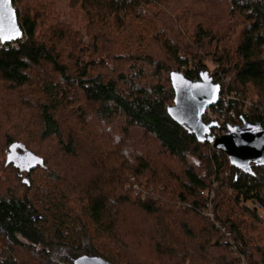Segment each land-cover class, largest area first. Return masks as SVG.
<instances>
[{"label": "trees", "instance_id": "obj_1", "mask_svg": "<svg viewBox=\"0 0 264 264\" xmlns=\"http://www.w3.org/2000/svg\"><path fill=\"white\" fill-rule=\"evenodd\" d=\"M12 2L0 264H264V167L232 168L167 113L181 73L220 86L224 126L264 127V0ZM12 149L42 166H7Z\"/></svg>", "mask_w": 264, "mask_h": 264}, {"label": "water", "instance_id": "obj_2", "mask_svg": "<svg viewBox=\"0 0 264 264\" xmlns=\"http://www.w3.org/2000/svg\"><path fill=\"white\" fill-rule=\"evenodd\" d=\"M23 39L16 10L12 0H0V42L2 45L16 44ZM174 90V105L167 111L177 125L195 136L200 144H208L212 149L226 156L232 168L249 174L250 166L264 167V127L248 121L229 127L225 136L214 138L211 133L217 125L204 123L205 112L219 103L221 88L210 78L192 81L187 76L176 73L171 78ZM7 166H13L22 174H29L42 161L30 153H19L12 149L7 157ZM73 264H109L100 258L81 257Z\"/></svg>", "mask_w": 264, "mask_h": 264}, {"label": "built area", "instance_id": "obj_3", "mask_svg": "<svg viewBox=\"0 0 264 264\" xmlns=\"http://www.w3.org/2000/svg\"><path fill=\"white\" fill-rule=\"evenodd\" d=\"M222 99H224V98H222ZM219 101H220V98H219ZM211 109L212 108L208 109L205 112V114L203 116V121H204V123L209 124V125H211V124L212 125H217V129L214 130L216 132V134L212 135V133H211V135L214 138H221V137L225 136V134L227 133L229 127L224 126V122L223 121H218L217 117L215 115H213V113L211 112ZM246 114H247V112H246ZM229 115H230V117L234 118V114L233 113H230ZM245 121H247V120H245ZM206 195H208V194L202 193V196H206ZM256 207L259 210L262 209V207L260 205H257ZM203 215L205 217H207L210 220V222L214 221V214H213V211H212V208H211L210 205H207L206 210H205Z\"/></svg>", "mask_w": 264, "mask_h": 264}, {"label": "rangeland", "instance_id": "obj_4", "mask_svg": "<svg viewBox=\"0 0 264 264\" xmlns=\"http://www.w3.org/2000/svg\"><path fill=\"white\" fill-rule=\"evenodd\" d=\"M44 1L46 2V1H48V0H44ZM67 3H69V0H60V6H61V8H62V9H61V8H60V9H61L62 11H64V10L66 9L65 7H66V4H67ZM87 16H88V15H87ZM68 17H69L70 20L73 21V19H74L75 16H74L73 14H71V15H69ZM88 21H89V20H87V24H88ZM74 23H75V22H74ZM78 23H80V21H77V24H78ZM108 23H109V22H108ZM74 28H75V29L79 28L78 30H80V31L83 32V34H84V36L86 37V39H88V37H89L88 35H91V33H92V31L89 30V28L87 29V26L83 29V28H81V27L78 26V25H77V26L74 25Z\"/></svg>", "mask_w": 264, "mask_h": 264}]
</instances>
